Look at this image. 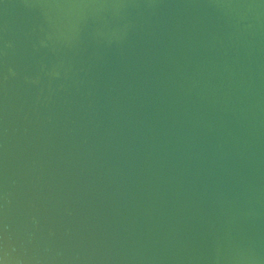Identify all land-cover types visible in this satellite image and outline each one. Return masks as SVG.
I'll return each mask as SVG.
<instances>
[{"label": "water", "instance_id": "95a60500", "mask_svg": "<svg viewBox=\"0 0 264 264\" xmlns=\"http://www.w3.org/2000/svg\"><path fill=\"white\" fill-rule=\"evenodd\" d=\"M0 264H264V0H0Z\"/></svg>", "mask_w": 264, "mask_h": 264}]
</instances>
